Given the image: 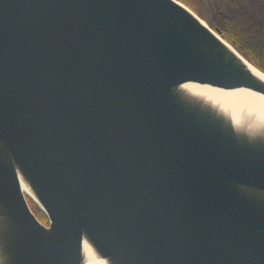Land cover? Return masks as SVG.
Here are the masks:
<instances>
[{"label": "water", "instance_id": "1", "mask_svg": "<svg viewBox=\"0 0 264 264\" xmlns=\"http://www.w3.org/2000/svg\"><path fill=\"white\" fill-rule=\"evenodd\" d=\"M262 89L181 0H0V264H264Z\"/></svg>", "mask_w": 264, "mask_h": 264}, {"label": "trees", "instance_id": "2", "mask_svg": "<svg viewBox=\"0 0 264 264\" xmlns=\"http://www.w3.org/2000/svg\"><path fill=\"white\" fill-rule=\"evenodd\" d=\"M201 13L203 2L209 3L213 13L209 23L222 31V35L231 42L250 62L264 71V20L254 16L258 8L251 7L246 0H181ZM224 1V10L217 5ZM30 204L39 216L45 219L44 212L32 201Z\"/></svg>", "mask_w": 264, "mask_h": 264}, {"label": "bare ground", "instance_id": "3", "mask_svg": "<svg viewBox=\"0 0 264 264\" xmlns=\"http://www.w3.org/2000/svg\"><path fill=\"white\" fill-rule=\"evenodd\" d=\"M254 68V67H253ZM256 70V69H255ZM195 89H197L200 93H203L205 95H213L216 92V89H208V88H204V87H199V86H195ZM232 95L234 97H241V98H246V99H252V97L249 96L248 93H245L244 91H235L232 93ZM221 98H224L225 100H227L229 97H231V95L227 94H220ZM255 102L259 103L260 105L263 106L264 109V101L261 99H256ZM91 252L89 248H87V253ZM88 264H101L99 259H97L95 256H89L88 257Z\"/></svg>", "mask_w": 264, "mask_h": 264}, {"label": "rangeland", "instance_id": "4", "mask_svg": "<svg viewBox=\"0 0 264 264\" xmlns=\"http://www.w3.org/2000/svg\"><path fill=\"white\" fill-rule=\"evenodd\" d=\"M251 1L256 2L255 0H251ZM221 3H222L223 6L225 5L224 1H222ZM253 5H251V6H253ZM201 11L202 12L201 13H198V15L201 16L210 25L209 20H210V17L212 16L213 13L210 11V9H209V3L207 1L203 2V6L201 8ZM254 16H256V18L258 20H260L261 22H263V17H262L263 16V12L256 11V13H254ZM31 207H32V205H31ZM41 218H43V217H41ZM45 219H47L46 216H45Z\"/></svg>", "mask_w": 264, "mask_h": 264}, {"label": "flooded vegetation", "instance_id": "5", "mask_svg": "<svg viewBox=\"0 0 264 264\" xmlns=\"http://www.w3.org/2000/svg\"><path fill=\"white\" fill-rule=\"evenodd\" d=\"M247 1V3L249 4V6L250 5H253L254 3V7L255 8H258L257 9V11L258 12H263V20H264V0H255L256 2H254V1H251V0H246ZM216 2H217V0H216ZM253 6H251V7H253ZM217 7L219 8V11H222V10H224V6L222 5V3H221V1H220V3L217 5ZM33 208V207H32ZM34 210V209H33ZM34 212L36 213V215L39 217V219L44 223V224H46V225H48V220L47 219H43V218H41L39 215H38V213L34 210Z\"/></svg>", "mask_w": 264, "mask_h": 264}, {"label": "snow or ice", "instance_id": "6", "mask_svg": "<svg viewBox=\"0 0 264 264\" xmlns=\"http://www.w3.org/2000/svg\"><path fill=\"white\" fill-rule=\"evenodd\" d=\"M262 90H264V89H262Z\"/></svg>", "mask_w": 264, "mask_h": 264}]
</instances>
